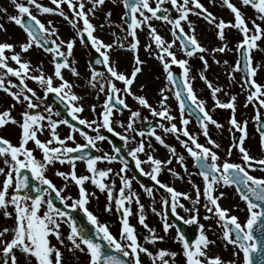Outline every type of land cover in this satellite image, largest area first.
I'll return each instance as SVG.
<instances>
[{
    "label": "snow or ice",
    "instance_id": "obj_1",
    "mask_svg": "<svg viewBox=\"0 0 264 264\" xmlns=\"http://www.w3.org/2000/svg\"><path fill=\"white\" fill-rule=\"evenodd\" d=\"M10 2L15 14L5 7H0V13H4L8 23L23 31L25 40H0V92L11 98V103L0 110V129L14 126L19 130L15 144L0 135V219L4 221L0 226V264H68V256L74 258L75 264H80L81 257H87L86 264H144L145 258L149 264H177L178 256L183 258L182 264H264V175L252 174L264 173V157H254L245 147L248 121H239L236 117L237 95L230 94L206 75L211 67L209 59L221 65L217 54L233 51L228 46L226 31L237 32L241 37L234 48L238 57L232 65L226 59L222 63L229 84H237L246 93L244 106H253V120L264 149V84L256 79L258 72L264 70V63L254 55L264 53V0H208L211 6L218 4L228 9L233 17L229 21L214 15L202 0H119L124 11L118 24L111 20L110 10L104 11L106 0ZM111 3L116 4L117 0ZM62 6H66L67 11ZM247 9L253 11L252 16L247 15ZM98 12H103L104 20L96 24L93 21ZM38 15L61 17L74 30V35L63 38L53 20L42 21ZM191 17L202 19L215 29L221 44L212 48L203 45ZM154 22L167 26L171 39L161 35ZM105 27L114 37L111 42L95 34ZM116 28L122 35L116 33ZM7 32L5 24L0 22V33ZM140 33L146 37L143 44ZM77 41L85 48L90 46L97 54L94 61L89 62L86 85L97 100L101 95L104 99L99 112L97 104L89 105V111L94 114L92 119L82 115L84 97L75 91L81 87L77 81L83 78L74 59ZM33 48L50 57V74L44 70L43 62L34 65L27 58ZM141 49L161 67L164 83L155 103L133 90L138 75L143 74V67L147 65V60L141 59ZM121 50L132 53L129 74L121 71L113 59V54ZM193 58L202 63L196 75L190 63ZM94 65H102L105 70L99 71ZM234 73H243L241 80L237 81ZM197 77L204 82L214 101L211 110L206 107V100L197 95L194 87ZM144 87L139 84V92H143ZM221 95L227 96V101L221 99ZM52 96L58 103H49ZM129 97L138 105L136 109L127 103ZM170 97L176 102L177 114H173ZM215 108L230 110L228 131L240 133L238 138L233 137L224 158L219 154L220 143L210 134V126L218 131L223 128L211 114ZM142 110H147L153 119L142 116ZM125 111L127 119L122 120L120 117ZM14 112H18L19 118ZM193 120L199 127L198 134L189 131ZM138 124L146 127H138ZM61 126L68 129L66 135H61ZM117 127L122 131H117ZM104 132L118 137L123 146H118ZM77 136L84 142H79ZM168 136L191 158L197 169L195 173L189 171L186 156L167 142ZM200 136L205 143L200 142ZM103 142L111 146V152L98 146ZM129 144L134 146L129 148ZM157 146L168 151L167 159L161 160L155 155ZM233 149L240 154L239 163L229 159ZM126 157L135 162L142 176L158 186L157 190L164 192L158 210L153 187L140 184L152 199L150 210L161 221L160 232L146 223L145 205L133 188L137 178L128 174ZM173 160L187 177L169 167ZM78 161L85 164L87 174H77ZM115 163L121 165L119 169L111 166ZM57 164H67L70 169L55 171V176L63 181L61 187L48 175ZM101 164L106 166L99 167ZM142 165H147L149 170ZM165 171L177 180L187 179L191 193L162 182L159 177ZM193 175L201 178L203 187L192 179ZM86 184L106 194L104 211L118 214V235L90 210L88 205L97 196ZM71 185L78 188L75 198L67 191ZM225 187H234L244 203L242 209L235 206L246 212L243 222L232 214V209L222 207L220 200L226 198V193L220 189ZM133 203L138 223L146 230L142 238L130 223ZM201 208L205 211L202 219L214 221L216 229H220L216 239L209 236V233L216 236L213 225L206 228L200 222ZM76 211L83 213L91 228L78 222L74 216ZM170 213L184 225L197 226L198 234L194 238L188 236L170 222ZM63 226L67 227V232ZM172 229H175L174 235L170 232ZM169 239L180 245L179 251L159 246ZM217 241L226 250L231 246V259L210 255Z\"/></svg>",
    "mask_w": 264,
    "mask_h": 264
},
{
    "label": "rangeland",
    "instance_id": "obj_2",
    "mask_svg": "<svg viewBox=\"0 0 264 264\" xmlns=\"http://www.w3.org/2000/svg\"><path fill=\"white\" fill-rule=\"evenodd\" d=\"M46 3H48V0H45ZM202 2L205 4L206 7L209 8L210 11L214 13L218 18H223L225 21L232 20V14L230 11L224 7L219 6L218 4L216 6H211L208 3V0H202ZM50 4V3H49ZM0 7H5L8 9L9 13L15 14V11L11 5L10 0H0ZM65 11H67L66 6ZM110 10L112 12L111 20L116 22L117 24L120 23L121 20V15L124 11L123 6L119 3V0H117L116 4L111 3V0H106V5L104 8V11ZM247 15L252 16L253 11L251 9H247ZM227 16L229 17L227 19ZM42 21H46L48 19L53 20L54 24L58 26L60 30V34L63 38L68 39L74 35V30L65 22L61 17L56 16V15H45V16H39ZM196 24H197V34L198 37L201 41V43L209 48L219 46L221 44V41H219L216 37L215 34V29H213L210 25H208L206 22H204L202 19L197 20L196 17H191ZM104 20V14L103 12H98L97 13V19L94 20L93 22L96 24H99L103 22ZM0 22H3L5 24V27L8 29L7 34L5 33H0V40H5L9 39V42H23L25 40V34L23 31L16 25L10 24L7 22L6 17L4 13H0ZM157 26L158 31L160 32L161 35H163L166 39H171L170 33L168 31L167 26H161L160 22H154ZM116 33L118 35H122L120 33V29L116 28L115 29ZM107 35V38H104L105 42H111L114 37L111 34V31L105 27L104 30H98L95 34L99 36V33ZM226 36H227V42L229 48H232L233 51H226L223 54L218 53L217 54V59L221 60V65H216L213 64L212 60L209 59V64L211 67L209 68L208 72L206 75L208 76L209 80H212L214 83L223 85L230 94H236L237 95V112H236V117L239 121H248L247 125V132L248 136L245 140V147L250 151V154L253 155L254 157H264V149L261 148L260 144V136L259 133L256 130V123L253 120V117L255 115L253 106L249 104L247 107H245V101H246V93L241 91V88L235 84L232 83L231 85L229 84V80L227 78V74L224 70L223 66V60H228L229 64L232 65L235 63L238 53L235 52L234 48L236 43L241 39L240 35L235 32L234 30H229L226 31ZM141 43L143 44L146 37L144 33L139 34ZM19 51V48L16 49ZM94 51L93 49L90 48H85L84 46L79 44V41H77L76 47L74 48V59L77 61V68L82 74V79L77 81L81 87L76 88L75 91L82 95L84 97V100L82 103L84 104L85 111L82 113V115L86 118L92 119L94 118V114L89 111V105L91 104H97V112L100 111L99 105L103 102L104 96L101 95L99 97V100L96 99L95 93L92 92L86 85V79L89 75V57L91 55V52ZM180 53H178V56ZM256 57V60H259L261 63H264V53H255L254 54ZM141 59H149L146 65L147 68H143V74L140 76L142 79H138L135 83V86H133V90L137 91L138 94H143L146 95V97L149 99L150 103H155L159 99L158 97V90L164 83L163 76L161 75V67L159 63L148 57L144 52L143 49H141L140 52ZM27 58L31 59L32 63L34 65L39 64L43 62V68L47 73H51L52 71V64L50 63V57L46 54L43 53L42 50L33 48L30 50V53L27 55ZM113 59L117 61L118 67L121 71H124L126 74H129L132 69V64H133V59H132V53L129 51H117L116 53L113 54ZM190 63L192 64L193 68V75H196L197 72L202 68V63L196 59L193 58L190 60ZM174 67V71L179 73V69ZM66 77L69 79H72L71 75L68 73H65ZM235 79L237 81L241 80L242 78V73H234ZM157 77H160V79H157ZM257 81L259 83L264 84V70H261L258 72ZM30 86L36 87L34 84L29 82ZM139 84H144V90L143 92H139L138 85ZM194 87L197 89V95L200 98H203L206 100L207 104L206 107L209 108L210 110L212 109V106L214 104V101L211 99L210 92L207 89L206 85L204 84L203 81L199 80L197 77L196 81L194 82ZM39 94L42 95V92ZM221 99L224 101H227L228 97L221 95ZM11 103V98L6 96L4 93L0 92V110H3V108L7 107ZM127 103L131 105L133 109H136L138 105L129 97L127 99ZM170 104L173 109V114H177V105L174 100V98L170 97ZM211 114L217 121L221 124H223V128L221 130L215 129V127L210 126V134L212 135V138L215 139L218 143L221 145V150H219V154L221 155L222 158L225 156V151L226 149L230 146V144L233 142V133H230L228 131L230 125L228 123L230 119V110H225V109H219L215 108ZM13 115H17L18 117V112H14ZM127 111H125L124 115L120 117L122 120L127 119ZM142 116H147L149 120H152L153 118L151 117L150 113H148L147 110H142ZM140 127V124L137 125ZM117 131H122L119 127L116 128ZM90 131V130H89ZM159 131V130H158ZM189 131L193 133H199V127L193 120V122L189 125ZM18 132L19 130L15 128L14 126H9L6 129H0V135L5 136L6 138L10 139L12 143H17L18 139ZM68 132V129L64 126H61V135H66ZM107 132H104L106 135ZM90 134H94L91 133ZM183 138V137H182ZM77 140L81 143H83V139L79 136H77ZM167 142L169 144L175 145L177 148L178 152L183 153L186 156V164L188 166L189 171L191 172H196L197 169L194 168L193 166V161L191 160L190 157H187V153L184 152V150L180 147L179 143L171 136H168L166 138ZM200 142L205 143L204 137L200 136ZM155 144V141H153ZM100 148H102L103 151L111 152V146L107 142H103L98 145ZM132 144H129V148H131ZM158 151L155 153V155L160 158L161 160L167 159L168 156L170 155L166 149L163 147L157 146ZM37 156H39V153H36ZM102 154V153H98ZM143 159V155L141 156ZM232 162H240V154L236 149H233V154L229 158ZM106 165L101 164L99 167H105ZM114 169H119L121 166L119 163H115L111 165ZM145 167V170L148 171L149 168L147 165H142ZM169 167H174L178 172L181 173V175H184L187 177V174L183 172V170L180 168L178 164H176L175 160H173V164L170 165ZM60 170V171H69V166L67 164L65 165H60L57 164L55 165V168L50 170L48 175L49 177L53 180V182L57 185V187H61L63 184V181L60 177L55 176V171ZM76 170L77 174H87L86 173V167L83 162H77L76 165ZM130 176L132 174L128 173ZM253 175H264V173H261L259 171L253 172ZM162 182L169 184L170 186H174L178 191L181 192H190L191 193V185L187 183V179L185 180H177L175 177L171 176L167 171L161 173L159 177ZM192 179L201 187L202 181L201 178L198 175H193ZM117 186H119V181H117ZM86 187L88 188L89 191L96 192V199H92L90 201V204L88 205L90 210L93 211L95 215H97L100 219L101 222L108 223L110 225L111 231L113 234L118 235L119 227H120V222L118 219V214L115 212L113 213H106L104 211V206L106 204V194L100 193L94 186L91 184H86ZM133 188L134 190L140 194L141 197V202L145 205V211L147 213V220L146 223H148L151 227H154L157 229L158 232H160L161 229V221L159 217H157L155 214L151 212V206L152 204V199L149 198L146 193H144L143 189L140 187V185L136 182L133 181ZM158 187L153 188L154 194H155V199H156V204L155 207L159 210L161 205L159 203L161 197L164 195L163 190H157ZM70 195H72L74 198L77 197L78 195V188L74 185H71L70 188L67 190ZM220 191H224L226 193V198H221L220 203L222 207L229 208L233 210L232 214H235L239 217V219L243 222L246 218V212H242L239 209L235 208L236 205H239V208H244L245 205L244 203L240 200L238 194H236L234 187H225L221 188ZM186 205L187 202L185 201ZM132 211L133 215L129 218L130 223L133 224L136 227L137 233L140 234L141 238L143 235L146 234V230L139 225L137 217L135 215L137 208L136 205L133 203L132 205ZM181 215L187 216V214L183 213L182 210H178ZM205 215V211L203 208H201L200 211V217L201 220L200 222L205 224L206 228L209 224L213 225V228L216 230V236H213L211 233H209V236L211 239H216L217 236L220 235V229H216L214 221H204L202 217ZM4 221L0 219V226H2ZM10 223V221H9ZM63 230L67 232V227L63 226ZM171 234L174 235L175 229L170 230ZM53 243H55V240H53ZM162 248H167L171 250H176L179 251L180 245L177 243H174L171 239L167 240L166 243L160 244L159 245ZM231 246L228 247L226 250L219 241H217V246L212 248V251L210 252V255H219L223 259L228 260L231 259ZM67 255V254H66ZM182 257L178 256L177 257V264H182ZM87 257H81L80 264H86ZM68 264H75L74 258L68 256ZM144 264H149L147 259L145 258Z\"/></svg>",
    "mask_w": 264,
    "mask_h": 264
},
{
    "label": "water",
    "instance_id": "obj_3",
    "mask_svg": "<svg viewBox=\"0 0 264 264\" xmlns=\"http://www.w3.org/2000/svg\"><path fill=\"white\" fill-rule=\"evenodd\" d=\"M50 6V5H49ZM97 57V54L94 52L93 55H92V58L90 59V61H94V59ZM99 71H103L105 70L104 67L102 65H94ZM49 103H53V104H56L58 102L55 101V97L52 96L50 97L49 99ZM63 114V113H62ZM142 126H145L146 125H142ZM240 135V133H237L234 137L238 138ZM110 137V139H112V141L114 143H116L118 146H123V142L120 141L117 137H114L112 134H109L108 135ZM126 153V151H125ZM129 161V168L132 170V172L134 173V175L136 176L137 180L141 183H145L147 182L146 181V177L145 176H142L140 173H139V170L136 169L135 167V162L131 160L130 157H126ZM58 206H61L59 205V202L57 201L56 202ZM74 216L76 217V219L78 220V222L83 225L84 227L86 228H91L92 226L88 223L87 219L83 216V213L79 212V211H76L74 212ZM169 220L171 222H174L176 227L178 228H181L183 231H185L188 236L190 237H195L197 234H198V229H197V226L195 225H184L183 224V221H180L178 220L176 217H173L171 216V213L169 214Z\"/></svg>",
    "mask_w": 264,
    "mask_h": 264
},
{
    "label": "flooded vegetation",
    "instance_id": "obj_4",
    "mask_svg": "<svg viewBox=\"0 0 264 264\" xmlns=\"http://www.w3.org/2000/svg\"><path fill=\"white\" fill-rule=\"evenodd\" d=\"M135 181H136V180H135ZM137 181H138V180H137ZM137 181H136V182H137ZM146 181H147V182L143 183L145 186L155 188V185H154V182H153V181H151V180H147V179H146ZM137 183H138V182H137ZM138 184L140 185L141 182H139Z\"/></svg>",
    "mask_w": 264,
    "mask_h": 264
},
{
    "label": "bare ground",
    "instance_id": "obj_5",
    "mask_svg": "<svg viewBox=\"0 0 264 264\" xmlns=\"http://www.w3.org/2000/svg\"><path fill=\"white\" fill-rule=\"evenodd\" d=\"M229 17L227 16V19H228ZM99 33V32H98ZM99 36L101 37V38H107V35H105V34H102V33H99ZM144 60H147V62H148V60L149 59H144ZM147 66H149L148 64H147ZM143 68H147L146 66H144ZM141 76V75H140ZM140 76H138V79H142V77H140ZM137 83V82H136ZM134 86H135V84H134Z\"/></svg>",
    "mask_w": 264,
    "mask_h": 264
}]
</instances>
